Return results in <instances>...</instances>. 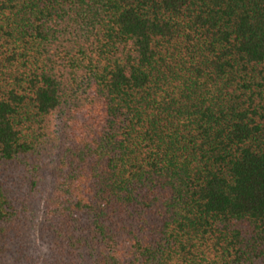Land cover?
I'll return each mask as SVG.
<instances>
[{"label": "trees", "instance_id": "1", "mask_svg": "<svg viewBox=\"0 0 264 264\" xmlns=\"http://www.w3.org/2000/svg\"><path fill=\"white\" fill-rule=\"evenodd\" d=\"M264 264V0H0V264Z\"/></svg>", "mask_w": 264, "mask_h": 264}, {"label": "rangeland", "instance_id": "2", "mask_svg": "<svg viewBox=\"0 0 264 264\" xmlns=\"http://www.w3.org/2000/svg\"><path fill=\"white\" fill-rule=\"evenodd\" d=\"M11 264H17V263H11Z\"/></svg>", "mask_w": 264, "mask_h": 264}]
</instances>
